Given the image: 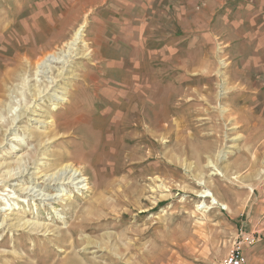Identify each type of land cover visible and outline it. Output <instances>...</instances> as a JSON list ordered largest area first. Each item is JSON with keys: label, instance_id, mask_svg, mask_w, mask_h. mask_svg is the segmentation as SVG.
<instances>
[{"label": "rangeland", "instance_id": "1", "mask_svg": "<svg viewBox=\"0 0 264 264\" xmlns=\"http://www.w3.org/2000/svg\"><path fill=\"white\" fill-rule=\"evenodd\" d=\"M88 3L0 0V264L221 261L264 214V72L229 71L217 45L209 70L153 64L113 85L92 38L117 30L116 6ZM80 25L66 74L37 72Z\"/></svg>", "mask_w": 264, "mask_h": 264}, {"label": "crops", "instance_id": "2", "mask_svg": "<svg viewBox=\"0 0 264 264\" xmlns=\"http://www.w3.org/2000/svg\"><path fill=\"white\" fill-rule=\"evenodd\" d=\"M115 16L117 30L93 38L97 55L116 86L149 71L209 70L215 46L224 48L229 71L264 72V0H88ZM103 12V11H102ZM105 14V13H104ZM219 43V44H218ZM200 48V59L190 49ZM163 65L168 66L164 68ZM195 67V68H194ZM138 81V79L136 80ZM244 86H248L247 84ZM264 214L246 231L255 235L246 264H264ZM245 231V230H244Z\"/></svg>", "mask_w": 264, "mask_h": 264}, {"label": "bare ground", "instance_id": "3", "mask_svg": "<svg viewBox=\"0 0 264 264\" xmlns=\"http://www.w3.org/2000/svg\"><path fill=\"white\" fill-rule=\"evenodd\" d=\"M83 30V27L80 25L76 31L73 33V35L71 36L70 40H67L66 42H64L62 45L61 48L59 49H55L53 51H48L46 52L45 54L43 55H40L39 57H37L35 60H34V65H35V68H36V71L38 72H41L45 77L47 76V72H48V68L50 64L52 63H58L60 66L58 68V72L56 73V76H59V77H63L66 72H65V69H66V66H68L70 60L77 54H79L77 52V48L79 46V43H84L83 41V32H81ZM40 69V70H38ZM48 77V76H47ZM55 82L54 78L50 77V80L47 81L48 84H46V87H49V85L52 87L54 86L53 83ZM46 90V89H45ZM40 91V90H38ZM41 92V91H40ZM39 92V93H40ZM43 92V91H42ZM55 92V94H50V98L52 100H63L64 98L61 97L59 95V91H57L56 89L53 90V93ZM61 94V93H60ZM21 113V112H20ZM19 112L17 114H20ZM22 115V114H21ZM20 116V115H19ZM17 117V115H16ZM19 118V117H18ZM12 121V120H11ZM74 167V166H73ZM22 170V169H21ZM62 172V171H61ZM22 174H23V170H22ZM79 174H80V170H78L77 168H74L72 170V172L69 174V178H72L73 179H77L79 177ZM52 177V176H51ZM68 178V179H69ZM60 179H63L61 181V183H64V179L65 178H61ZM53 180V178H52ZM77 181L79 182L80 180L77 179ZM55 182V181H54ZM71 181L69 182H66V184L70 183ZM59 181L58 182H55L53 183L54 187L57 189H61V186H58L59 185ZM46 187V186H45ZM58 196V195H57ZM56 195L55 196H52V194H50L49 196H47L48 199H56L57 197ZM200 197H210L211 198V201L210 203L212 204H216L218 203L217 199L214 197V195L207 191V190H201L200 191ZM213 207V205L209 206L208 208H211ZM206 207V209H208ZM14 225L22 230H25L27 229L26 231H28L29 233L31 234H44L48 231V226L45 225L44 223H41V222H36V221H24V222H20V219L17 220ZM20 231V230H19ZM88 243V242H87ZM71 257V256H70ZM69 263L70 264H77L76 263V260L75 258L71 257L70 260H69Z\"/></svg>", "mask_w": 264, "mask_h": 264}, {"label": "built area", "instance_id": "4", "mask_svg": "<svg viewBox=\"0 0 264 264\" xmlns=\"http://www.w3.org/2000/svg\"><path fill=\"white\" fill-rule=\"evenodd\" d=\"M255 241L256 238L253 235L240 230L227 255L221 261L214 262L213 264H246L243 249L246 246L252 245Z\"/></svg>", "mask_w": 264, "mask_h": 264}]
</instances>
